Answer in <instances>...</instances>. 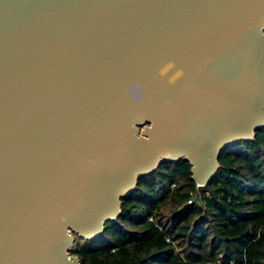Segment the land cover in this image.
I'll use <instances>...</instances> for the list:
<instances>
[{
  "label": "water",
  "instance_id": "water-1",
  "mask_svg": "<svg viewBox=\"0 0 264 264\" xmlns=\"http://www.w3.org/2000/svg\"><path fill=\"white\" fill-rule=\"evenodd\" d=\"M262 128L264 0H0V264H81L141 176Z\"/></svg>",
  "mask_w": 264,
  "mask_h": 264
},
{
  "label": "trees",
  "instance_id": "trees-1",
  "mask_svg": "<svg viewBox=\"0 0 264 264\" xmlns=\"http://www.w3.org/2000/svg\"><path fill=\"white\" fill-rule=\"evenodd\" d=\"M81 239L71 251L81 264H264V128L221 152L206 187L188 161L162 162L101 236Z\"/></svg>",
  "mask_w": 264,
  "mask_h": 264
},
{
  "label": "rangeland",
  "instance_id": "rangeland-1",
  "mask_svg": "<svg viewBox=\"0 0 264 264\" xmlns=\"http://www.w3.org/2000/svg\"><path fill=\"white\" fill-rule=\"evenodd\" d=\"M147 126H149V125L147 124V125L139 126L138 130H139V134H140V135H143V130H145ZM161 209H162V210H161V213H162L163 215H165V216L168 217V216L171 214V211L169 210L168 207L163 206ZM72 235H73L74 240H75L74 243H77V242H80V243H81V242H83L82 239H81L82 237L79 236V234H77V233H75V232H72ZM72 248H73V247H72ZM71 251H72V250H71ZM71 251H70V253H71ZM177 253H180L182 257H184L185 259H187V257L185 256V253H184L183 249H177ZM71 255H72V254H71Z\"/></svg>",
  "mask_w": 264,
  "mask_h": 264
},
{
  "label": "built area",
  "instance_id": "built-area-1",
  "mask_svg": "<svg viewBox=\"0 0 264 264\" xmlns=\"http://www.w3.org/2000/svg\"><path fill=\"white\" fill-rule=\"evenodd\" d=\"M192 203V201H189V204H191Z\"/></svg>",
  "mask_w": 264,
  "mask_h": 264
}]
</instances>
